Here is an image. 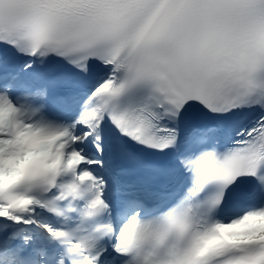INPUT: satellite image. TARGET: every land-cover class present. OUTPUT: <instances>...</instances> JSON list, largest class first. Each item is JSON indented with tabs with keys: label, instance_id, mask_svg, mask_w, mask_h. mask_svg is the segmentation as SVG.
Listing matches in <instances>:
<instances>
[{
	"label": "bare ground",
	"instance_id": "bare-ground-1",
	"mask_svg": "<svg viewBox=\"0 0 264 264\" xmlns=\"http://www.w3.org/2000/svg\"><path fill=\"white\" fill-rule=\"evenodd\" d=\"M13 118L14 116L10 109L0 105V133L6 132ZM22 143L14 144L0 139V181L9 178L12 172L17 169L20 161L29 153H38L46 159L52 156L53 151L50 146L44 147L34 143L23 146ZM4 183L10 185L12 181H4ZM14 203L15 201L11 196H7L5 193L0 194V247H5L9 250L11 247L22 245L23 242L28 240V238H23V236L29 234L27 227L30 224H36L35 220L39 216V214L34 213V210L28 211L23 215L15 214L11 209ZM259 214L264 216V210ZM246 220L248 219L244 220V225ZM259 230L264 231V220L258 223L252 220L251 225L247 226V230L241 231L240 228L234 233H237V237H243L250 233H257ZM19 235L21 236L18 238ZM231 236L235 235L231 234Z\"/></svg>",
	"mask_w": 264,
	"mask_h": 264
},
{
	"label": "rangeland",
	"instance_id": "rangeland-1",
	"mask_svg": "<svg viewBox=\"0 0 264 264\" xmlns=\"http://www.w3.org/2000/svg\"><path fill=\"white\" fill-rule=\"evenodd\" d=\"M262 220H264V218L263 219H258V220H255L257 223L258 222H261ZM41 223L39 222V224H37V225H40Z\"/></svg>",
	"mask_w": 264,
	"mask_h": 264
}]
</instances>
